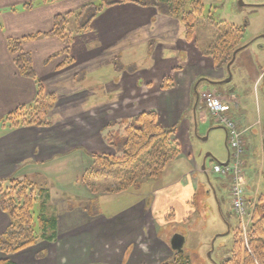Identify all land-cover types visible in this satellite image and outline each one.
<instances>
[{
  "label": "rangeland",
  "instance_id": "obj_1",
  "mask_svg": "<svg viewBox=\"0 0 264 264\" xmlns=\"http://www.w3.org/2000/svg\"><path fill=\"white\" fill-rule=\"evenodd\" d=\"M84 1L86 3L93 2L96 5L102 2V0ZM138 1L141 3L150 2V0ZM138 11L144 13L142 9L138 8ZM78 13L71 16L67 15L68 30L73 36L89 30V26L96 17L92 18L89 26L84 29L81 26L86 23L85 21L92 13H87L90 16L82 17L83 19L77 16ZM203 14L206 19L202 18V22L195 31L198 48H206L212 39L214 28L212 22L220 21L244 27L243 47L238 51L230 65L229 63L220 65L212 63V65L200 66L204 73L196 79L193 86V97L188 102L189 109L187 108V112L179 118L177 123L181 152L173 160L176 161L173 166H169L160 176L142 182L140 186L132 188L129 192L98 194L85 198L81 207L87 216L85 218L80 217L78 226L71 229L66 224L71 219L73 212L70 210L63 213L58 212V205L52 202V194L55 195L56 190L52 191L51 183H46L41 177H32L37 184H42L44 188L51 191H49L48 207L50 209L48 211L55 213L63 223L60 232L57 233L56 241H59L57 244L52 245V242L40 240L39 249L42 248L39 251L48 253L49 250L45 246L49 245V257L53 259L52 261H55L57 256L61 258L62 253H64V256H69V259L64 257L62 264H103L104 262L106 264H162L172 258L174 250L171 248V241L176 234H180L185 238L183 251L192 258L193 264H221L231 253L235 228L240 226V229L242 228L241 235L247 238L245 229L248 228V224L245 217L243 218L245 221H243L231 207V179L214 170L216 165L228 160L226 130L204 106L202 99L197 101V93H202L206 89L214 90L216 94L231 100L227 117L232 119L236 116V119L238 117L244 124L246 120H249L251 124L255 123L244 137L242 135L246 147L242 162L247 179V195L251 197L254 195L255 197L264 196V0H204ZM98 42L99 40L96 39L94 44H88L95 47ZM147 47L138 48L136 59L131 51L121 55L118 60H114L111 64L103 61L100 70L103 72L101 75L103 79L101 82L95 81L96 90H101L103 97L105 96V92L109 89V77L110 74L113 75L112 69L116 67L115 64L119 67L118 71L121 75L124 74L123 70L131 71V67L141 68L147 59L148 51L153 49L149 46L148 50ZM183 53L177 52L182 61L186 56ZM102 56L106 57L108 54ZM70 57L69 55L66 60H69ZM72 59L74 61V58ZM133 59L135 61L130 63ZM91 64L85 63L80 67L92 73ZM74 73H76L75 69L71 71L70 78L74 79V76L72 77ZM83 73L85 72L81 69V73H78L74 79L80 83V88L85 85ZM118 76L114 77L119 82ZM88 79L90 83L95 78L88 74ZM93 83V81L90 83L91 86ZM120 83L125 84V82ZM87 86L90 87V85ZM54 94L57 99L54 107L47 115L51 125L52 121L57 119L58 124L61 121H69V118H66L68 116L60 119L59 114L55 115L60 113L62 109V105L58 106L60 112L55 109L58 103H63L62 107H67L66 110L71 111L70 116L74 115L75 121L78 117L83 118L78 120L92 121L95 117L94 112H97L96 110H99L98 106H100L102 107V116L105 115L103 121H111V124L103 130L102 138L104 141L111 138L108 135L113 132L117 152H120L124 126L133 121L135 114L111 120V117L106 116V109H109L110 106L107 99L110 96L107 99L104 98L101 103L99 101L83 102L80 100L77 102L78 104L75 102L68 104L67 99L62 98L57 93ZM233 99L237 103L232 102ZM197 103L198 106H196ZM114 104L124 106V102H119V100ZM79 107L80 109H78ZM70 109H77L81 113L73 112L77 110ZM52 110L56 113H52ZM76 135H68L71 144L74 143L72 138L78 137ZM94 140L90 145L95 144ZM87 152L93 151L87 150ZM86 157H89V154ZM203 166H205V170ZM41 179L44 181L43 183ZM175 183L180 184L182 188L173 189L172 195L167 196L169 199L165 203L158 202V210L156 216L153 217L152 213L149 212L154 202V198L151 196L153 190L169 187ZM99 184L108 186L110 180L100 179ZM55 187L58 186L55 185ZM83 187L88 194H92L88 187L84 185ZM59 188L68 189L75 193L80 190L79 187H74L72 183L66 181L61 182ZM64 199L68 200L66 196ZM249 201L248 208L251 212L256 198L253 202ZM68 203L70 208L77 207V201L74 199ZM146 212L149 215H146ZM6 214L9 216L8 213ZM39 214L38 201L33 208V217L37 219ZM9 218L11 220L10 216ZM240 229L238 231H241ZM3 255L4 257L23 255L21 257L22 264H28L31 258L29 250L25 249L20 254L17 252L16 254L4 253ZM46 260L33 261L32 264L51 262Z\"/></svg>",
  "mask_w": 264,
  "mask_h": 264
},
{
  "label": "crops",
  "instance_id": "obj_2",
  "mask_svg": "<svg viewBox=\"0 0 264 264\" xmlns=\"http://www.w3.org/2000/svg\"><path fill=\"white\" fill-rule=\"evenodd\" d=\"M27 2H32L33 6L25 9L23 5ZM92 3H86L84 0H0V119L18 107L31 105L37 93V80L19 74L14 56L9 51L8 39L16 38L24 39L23 48L26 52L31 53L37 77L41 80L47 94L57 93L67 99L68 104L72 102L78 104L77 102L80 100L101 103L104 98L107 99L110 96L107 99L110 106L109 109H106V116L111 117V120L129 117L133 114L136 116L137 113L144 110H155L158 113L159 122L163 126L167 128L176 126L177 128L179 118L189 109L188 102L193 97L195 81L199 75L204 73L200 66L212 65V59L204 54V48H198L193 41H187L180 21L167 15L164 12V7L155 5L152 0L146 3L127 2L105 8L93 19L89 30L80 32L74 37L67 53L62 52L65 45L61 40L39 35L51 31L55 15L76 13L84 5ZM138 8L144 10V13H140ZM32 35L35 38H29ZM96 39L99 40L97 46L91 47L88 43L94 44ZM141 46H148V50L153 47L148 51L147 59L142 67H131V71L123 70L124 74L121 75L118 71L119 67L115 64L116 67L113 68L114 70L112 69L113 75L110 74L108 81L109 89L103 97L101 90L95 88V81L101 82L103 79L101 77L103 72L100 71L101 63L106 61L111 64L121 55L131 51L136 59L138 48ZM172 52L173 55H171ZM177 52L186 54L183 61ZM55 54L59 55L51 58ZM104 54H108V56L103 57ZM69 55L74 58V63L60 69V64ZM135 59L130 63H133ZM96 61L97 63H95ZM85 63H92V73L80 67ZM73 69L76 72L72 75L74 79L78 73H81V69L85 72L82 76L85 84L82 85L83 88L79 87L80 83L70 78ZM119 73L120 76H118ZM88 74L95 78L92 80L94 82L92 86L90 84L92 81L89 83ZM116 75L120 79L119 82L114 77ZM165 77L172 78V85L163 89L162 84ZM120 82H125V84ZM118 100L124 102V106L115 105L114 103ZM197 101H199L198 93ZM125 104L127 105L125 106ZM59 105L63 106V103H58L55 109L60 112ZM62 106L60 113L53 112V110L52 113L59 114L60 119L68 116L66 118H69V121L60 120L59 124L57 119L52 121L50 126H27L11 129L7 123L0 120V180L27 178L35 182L32 177H41L46 183H51L52 191L56 190V194H52V202L58 205V212L63 213L68 210L73 212L71 219L66 224L71 229L78 226L80 217L87 216L81 207L85 198L98 194H109L105 191L95 193L90 189L88 190L92 194H88L83 187V185L87 186L84 184L82 176L87 167L92 164V158L87 150L93 152L111 150V147L107 146L106 141L102 138L103 130L111 124V121H103L105 115L102 116V107L100 106H98L99 110L94 112L95 117L92 121L78 120L83 119L79 117L75 121V116H70L71 111H67V107ZM73 112L81 113L78 110ZM70 118L73 119L70 120ZM233 119L237 122L243 137L255 124H251L249 120H246L244 124L238 117L236 119V116ZM257 123L259 124V121ZM71 134L78 136L72 138L73 144L70 143L71 139L68 137ZM93 139H95V144L90 145ZM87 154L89 157H86ZM173 160L166 169L175 164L176 161ZM63 181L72 183L74 187H79V192L58 189ZM177 184L153 190L151 196L154 198V202L149 209L153 217L156 216L158 202L165 203L169 199L167 196L172 195L173 189L182 188L180 184ZM38 185L42 186V184ZM46 187L48 186L46 185ZM48 191L50 190L48 189ZM64 195L68 200L64 199ZM247 197L252 200L255 195L253 197L247 195ZM256 197L258 198V196ZM71 199L77 201L76 208L69 207L68 202ZM146 215H149L148 212ZM10 222L9 216L0 208V236L6 232ZM57 222V231L60 232L63 223L59 219ZM58 242L55 240L52 245ZM40 244L39 240L34 246L25 249L29 250L31 257L28 264H32L33 261H47L46 259L51 261L48 264H62L64 257L69 259L68 255L64 256L62 253L61 258L57 256L56 260L52 261L53 259L49 257L50 246H45L49 250L48 253H41L39 251L42 248L39 249ZM20 252H24V250ZM3 254L0 251V259L9 258L16 264H22L21 257L23 255L4 257Z\"/></svg>",
  "mask_w": 264,
  "mask_h": 264
},
{
  "label": "trees",
  "instance_id": "obj_3",
  "mask_svg": "<svg viewBox=\"0 0 264 264\" xmlns=\"http://www.w3.org/2000/svg\"><path fill=\"white\" fill-rule=\"evenodd\" d=\"M151 1V0H150ZM155 5L163 6L164 12L180 21L185 39L197 43L196 27L204 16V0H152ZM138 0H102L99 5L86 4L76 13L81 19L92 13L83 24L84 29L92 18L105 8ZM32 2H27L23 8H31ZM68 15V16H69ZM67 15L57 14L54 17L51 31L39 34L55 37L61 40L67 53L75 36L68 30ZM82 18V19H83ZM212 20V19H210ZM214 24L212 39L205 48L204 54L209 56L215 65L229 63L236 50L243 47L244 27L228 22H212ZM29 38H35L30 36ZM24 40V39H23ZM23 40L8 39V47L14 56L15 66L24 77L37 80V93L31 105L18 107L13 112L0 119L9 128L24 126H49L47 115L54 107L57 96L47 94L37 77L31 53L23 48ZM53 55L51 58L58 56ZM50 60V59H49ZM72 58L62 62L60 69L71 65ZM172 85V78L163 79L162 88ZM111 123V122H110ZM106 144L111 150L91 152L92 164L85 170L82 179L93 192L124 193L140 186L146 180L156 178L164 172L168 164L181 152V144L177 136L176 126L167 128L159 122L155 110H144L136 114L133 121L126 124L123 130V142L120 152H117L114 133L110 132ZM100 179H109L108 186L100 185ZM50 192L36 182L25 179L11 178L0 180V208L9 214L11 222L4 234L0 236V251L14 254L34 246L39 240L53 242L57 238V216L48 211ZM39 201L40 214L33 217V208ZM233 210V209H232ZM251 220L247 228V238L241 235L242 228H235L234 243L231 253L221 264H264V196H258L251 211ZM0 264H16L9 258L0 259ZM162 264H193L192 258L185 254L174 252L171 259Z\"/></svg>",
  "mask_w": 264,
  "mask_h": 264
},
{
  "label": "built area",
  "instance_id": "obj_4",
  "mask_svg": "<svg viewBox=\"0 0 264 264\" xmlns=\"http://www.w3.org/2000/svg\"><path fill=\"white\" fill-rule=\"evenodd\" d=\"M200 96L210 113H212V115L218 119V122L223 124L227 129L228 144L231 149V161L226 166L216 165L214 170L223 176L230 177L231 207L242 220L245 217L247 224H249L252 212H250L248 208L249 201L245 190L246 176L242 162V156L245 153V143L236 122L227 117L229 99L216 94L214 90H205ZM245 219L243 221H245ZM244 229L245 227L243 230ZM245 231L247 232V228Z\"/></svg>",
  "mask_w": 264,
  "mask_h": 264
},
{
  "label": "water",
  "instance_id": "obj_5",
  "mask_svg": "<svg viewBox=\"0 0 264 264\" xmlns=\"http://www.w3.org/2000/svg\"><path fill=\"white\" fill-rule=\"evenodd\" d=\"M239 50H236L234 52V55H233V58L232 60L229 62V65L234 61L237 53H238ZM223 165H227L228 164V160L224 163H222ZM203 168H205V166H203ZM184 243H185V238L180 235V234H176L173 238H172V241H171V248L174 250V252H178V253H181L183 252V246H184Z\"/></svg>",
  "mask_w": 264,
  "mask_h": 264
}]
</instances>
